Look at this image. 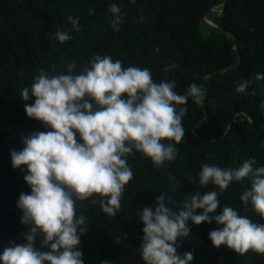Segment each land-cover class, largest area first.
<instances>
[{"label": "trees", "instance_id": "obj_1", "mask_svg": "<svg viewBox=\"0 0 264 264\" xmlns=\"http://www.w3.org/2000/svg\"><path fill=\"white\" fill-rule=\"evenodd\" d=\"M224 0H0V253L12 243L24 241L27 226L21 224L16 207L21 192L31 189L23 179L25 172L11 166L10 150H20L22 136L30 131H47L42 122L29 118L20 90L30 87L33 77L65 72V65L76 62L74 73L90 67V59L108 54L121 60L122 67L150 70L154 82L174 80L175 91L184 94L195 82L206 90L204 104L189 98L182 120L185 137L176 144L174 160L156 166L151 158L136 152L127 158L133 179L125 185L120 210L115 216L103 212L94 194L89 200L76 201L77 214L84 215L88 232L81 237L86 264H145L141 258L144 206H155V199L166 193L170 207L179 211L186 196L204 194L218 186L198 183L203 163L222 168H238L255 158L254 166L264 165V0H229L221 15L207 18L229 31L216 29L202 18ZM120 8L119 30L109 5ZM79 19L73 28L68 17ZM70 31L72 39L60 43L57 28ZM201 27L207 34L201 33ZM159 46L160 51L154 52ZM240 62L221 73L220 70ZM175 64L165 72V67ZM211 80L205 77L212 76ZM250 81L244 93L235 92L236 82ZM207 109V112L205 110ZM241 114L234 117L235 110ZM164 143L170 141L165 140ZM174 143V141H171ZM26 167V166H24ZM251 177L232 182L218 196L220 205L230 206L253 222L264 224L240 195L251 188ZM202 210L197 209L199 213ZM217 211H220L218 208ZM190 223L191 233L178 238V252L191 251V264H264V254L247 250L241 254L224 245L215 247L208 233L217 228L213 222ZM119 237V241L117 238ZM43 237L36 241L40 248ZM44 250H47L46 248Z\"/></svg>", "mask_w": 264, "mask_h": 264}, {"label": "clouds", "instance_id": "obj_2", "mask_svg": "<svg viewBox=\"0 0 264 264\" xmlns=\"http://www.w3.org/2000/svg\"><path fill=\"white\" fill-rule=\"evenodd\" d=\"M108 7L115 16L112 26L118 31L120 8L114 3ZM68 19L73 28L78 27V18ZM54 37L60 43L72 39L70 31L59 27ZM159 51L157 46L154 52ZM89 65L78 74L74 73L75 61L55 75L41 70L30 87L20 90L23 101L34 97L24 105L27 116L48 130L28 132L22 136L23 147L10 150L11 166L25 172L23 179L31 189L21 192L16 201L22 213L20 222L28 230L23 242L4 248L0 264H86L81 237L88 226L85 216L77 214L76 201L99 194L98 201L90 202H99L104 213L115 216L125 185L134 175L128 156L141 152L156 166L174 160L176 144L185 137L182 120L189 98L204 104L206 90L195 82L180 94L174 80L154 82L149 69L124 68L121 60L114 61L108 54L93 56ZM174 67L168 65L164 70ZM255 78L264 80V73ZM249 83L236 82L235 92L244 93ZM260 107L264 110V102ZM255 164V158L238 168L203 163L198 183L218 186L219 193L195 191L185 197L179 211L169 206L171 196L164 192L156 197L154 207L144 206L139 220L145 264H191L193 253L177 250L178 238L191 233L189 222H215L218 227L208 236L217 248L224 245L241 254L249 249L264 254V224L230 206L221 207L218 199L232 182L251 177V188L240 200L264 217V165ZM39 237H43L40 248L36 247ZM101 264L112 262L105 259Z\"/></svg>", "mask_w": 264, "mask_h": 264}, {"label": "water", "instance_id": "obj_3", "mask_svg": "<svg viewBox=\"0 0 264 264\" xmlns=\"http://www.w3.org/2000/svg\"><path fill=\"white\" fill-rule=\"evenodd\" d=\"M228 1H229V0H224V2L222 3V5H219V6H216V7H214V8L209 9V10L206 12V14H204L202 20H203V22H205L206 24H208V25H210V26H212V27H214V28H216V29H219V30L224 31V32H226L227 34H229L230 38L232 39V42H233V45H234V49H235V51L238 53V50H237V47H236V45H235V41H234V39H233L232 34H231L229 31H226L223 27L219 26L218 24L214 23L213 21H211V20H209V19L207 18V15H208V14L221 15V14L224 12V10H225V7H226V5L228 4ZM239 62H240V57L238 58V60H237L236 62H234L233 64H231V65L227 66L226 68L220 70L219 72L215 73L214 75H217V74L221 73L222 71H224L225 69H227V68H229V67H232V66L237 65ZM214 75H212V76H208V77H205V78H206L207 80H211L212 77H213ZM205 110H206V112H207V109H206V108H205ZM239 114H241V112H240L238 109H236L235 112H234V117H235L236 115H239Z\"/></svg>", "mask_w": 264, "mask_h": 264}, {"label": "rangeland", "instance_id": "obj_4", "mask_svg": "<svg viewBox=\"0 0 264 264\" xmlns=\"http://www.w3.org/2000/svg\"><path fill=\"white\" fill-rule=\"evenodd\" d=\"M201 33L203 35H206L207 34V29L205 27H201Z\"/></svg>", "mask_w": 264, "mask_h": 264}]
</instances>
